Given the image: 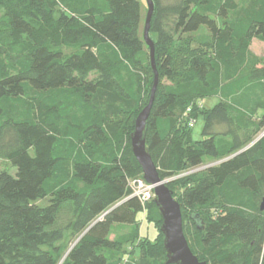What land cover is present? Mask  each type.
Returning <instances> with one entry per match:
<instances>
[{"label":"trees","instance_id":"trees-1","mask_svg":"<svg viewBox=\"0 0 264 264\" xmlns=\"http://www.w3.org/2000/svg\"><path fill=\"white\" fill-rule=\"evenodd\" d=\"M152 2L146 148L173 197L182 184L199 260L264 264V55L250 48L264 42V0ZM146 12L141 0H0V160L13 168L0 170V264H128L142 241L154 252L139 264H165L160 231L139 230L160 213L130 188L142 172L129 135L154 76Z\"/></svg>","mask_w":264,"mask_h":264},{"label":"water","instance_id":"water-1","mask_svg":"<svg viewBox=\"0 0 264 264\" xmlns=\"http://www.w3.org/2000/svg\"><path fill=\"white\" fill-rule=\"evenodd\" d=\"M145 2L147 12L144 19L143 39L149 48L150 62L154 76L148 101L134 119V127L129 135L130 148L140 166L142 179L153 187V202L161 217L159 231L162 234L163 249L166 253L165 264H206L205 261L199 260L190 250L183 233L180 205L174 199L172 191L167 186L169 180L162 179L159 176L157 168L146 148V124L157 89L158 73L154 61V43L149 37L153 2L152 0H145Z\"/></svg>","mask_w":264,"mask_h":264},{"label":"rangeland","instance_id":"rangeland-1","mask_svg":"<svg viewBox=\"0 0 264 264\" xmlns=\"http://www.w3.org/2000/svg\"><path fill=\"white\" fill-rule=\"evenodd\" d=\"M141 7H142V9L146 8L144 0H141ZM250 46H251V50L254 51L256 54L264 55V42L261 41L260 39L254 37L252 39V41H251V45ZM163 83L165 84V80H161L162 86H163ZM162 86H160V90H162ZM98 102L100 104H103L104 102L115 103V99L110 98L108 96L100 95L99 99H98ZM211 102H212V100H208V99H205L203 101L204 105H208V106L211 105ZM108 118H109V121H115L118 118V116L114 115V116H110ZM202 125H203V121H202L201 118L198 119L197 121L193 122L192 127H191V137H192V139L196 140V139H200L201 138L200 132H201V129H202ZM1 169H6V170H9V171H13V168L10 166V164L5 162V161H3V160H0V170ZM187 173H189V171L184 172L182 175L171 177L170 180L175 179L177 181V179L179 177H181L183 175H186ZM181 185L182 184H180V182L177 181V184H175L173 186L174 189H172V190L174 191V193L176 192L175 194L173 193L175 195L174 198H176L179 195L180 186ZM192 210H196L195 207L194 208L193 207H188V208H186L183 211V219H184L185 226H191V227L193 226L191 221L188 219V214ZM142 216H143V214L141 212H139L137 214V216H136L137 220H140L142 218ZM145 221L146 220H144L143 223L141 224V226H139L140 235L141 236H145L146 235L150 240L153 241L156 238V236H157V238L159 237V230H158L159 225L158 224L154 225V223H152V222H149V221L145 222ZM186 224H188V225H186ZM141 244H142L141 248L143 250L141 252L137 253L138 255H134V256L133 255H128V258H130L128 260V264H139L142 260H145L144 257L146 256V254H148L147 250L149 251V254H150V252H154V247L148 246V243L146 241H144V242L142 241ZM119 250H120L119 251L120 253H118V254H122L123 252H129V246L128 245H124ZM137 251H139V250H137Z\"/></svg>","mask_w":264,"mask_h":264},{"label":"built area","instance_id":"built-area-1","mask_svg":"<svg viewBox=\"0 0 264 264\" xmlns=\"http://www.w3.org/2000/svg\"><path fill=\"white\" fill-rule=\"evenodd\" d=\"M190 109L187 108V111ZM131 195L136 196L142 203L153 198V187L146 183L142 177L130 180Z\"/></svg>","mask_w":264,"mask_h":264},{"label":"crops","instance_id":"crops-1","mask_svg":"<svg viewBox=\"0 0 264 264\" xmlns=\"http://www.w3.org/2000/svg\"><path fill=\"white\" fill-rule=\"evenodd\" d=\"M250 48H251V46H250ZM254 52V51H253ZM255 53V52H254Z\"/></svg>","mask_w":264,"mask_h":264}]
</instances>
